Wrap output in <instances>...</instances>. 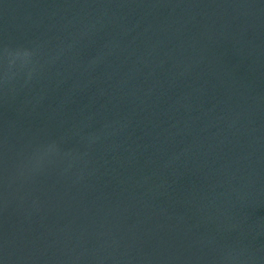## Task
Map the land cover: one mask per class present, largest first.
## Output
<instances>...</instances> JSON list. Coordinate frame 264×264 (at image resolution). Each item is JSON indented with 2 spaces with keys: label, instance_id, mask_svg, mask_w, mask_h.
<instances>
[{
  "label": "water",
  "instance_id": "obj_1",
  "mask_svg": "<svg viewBox=\"0 0 264 264\" xmlns=\"http://www.w3.org/2000/svg\"><path fill=\"white\" fill-rule=\"evenodd\" d=\"M0 264H264V0H0Z\"/></svg>",
  "mask_w": 264,
  "mask_h": 264
}]
</instances>
